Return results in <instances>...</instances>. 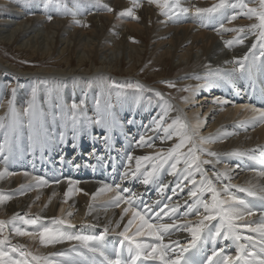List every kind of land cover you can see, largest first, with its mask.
<instances>
[{"label":"bare ground","instance_id":"bare-ground-1","mask_svg":"<svg viewBox=\"0 0 264 264\" xmlns=\"http://www.w3.org/2000/svg\"><path fill=\"white\" fill-rule=\"evenodd\" d=\"M21 1L10 0L12 7L16 8L15 11L3 13V18L0 20V43L15 47L19 52H23L31 58L43 56L50 63L43 62L39 65L40 69L36 68V72L24 73L14 65L8 64L9 62L5 63L3 61L5 58L0 54V116L8 114L10 100L14 99L17 110L27 107V103L32 98V90L35 88L37 104L57 113L61 111L62 107L66 111L67 107L65 106H70L73 102L80 104L83 101V109L86 114L95 117L98 99L101 103V110L111 104L116 125L111 130L93 125L73 139L69 124L67 129H57V131L65 132L63 143L57 140L47 150L33 149L29 146L27 138H23L14 150V159L6 165L8 171L14 175L0 180V191L13 197L4 204H0V220L7 221L16 214L20 216L39 214L46 218L45 224H50L52 218L59 217L75 225L74 228L66 229L74 234H99L109 220L113 221V224L119 220L124 205H121V208L113 206L110 208V204L107 203L109 195L101 194L95 199L93 198V194L100 187L88 184L87 181L69 184L70 178H58L56 170L59 165L60 170L64 169L75 177L80 175V178L89 179L86 176L89 173L86 170L89 165L83 163H89L86 151L90 150L92 152L90 157L96 161L106 160L110 164L116 162L114 168L117 164H122L125 168L128 164V151H131L135 157L167 151L172 147L175 138L173 141H166L164 146H156L157 150L155 151H150V147L137 146L141 135H144L146 140L147 137H151L147 143L152 145L156 141H163V132L151 130L154 127L153 118L161 113V101L149 92L135 90L128 92V90L110 87L113 82L116 84L132 83L110 76L112 71L118 69L119 64L123 65L124 59L129 60L127 69H132L135 62H142L148 57L153 58L156 65L161 67L163 64L173 63L174 71L180 72L181 76L175 78V87L172 90L179 89L181 92H186L183 89L187 86L195 89L197 84L204 83L203 79L198 80L195 77H206L209 73L219 71L225 74L230 81L227 83V87L230 89L225 92L232 97L234 104L240 100L241 103H248V106H252L250 101L254 100L253 107L262 105L264 72L256 73L249 79L238 71H233L236 65L225 63V61H232L234 58H241L247 54L251 45L255 43V37L249 35L244 44L226 47L225 41L235 39L238 34L222 30L218 34L219 23L213 22L203 26L200 18L195 15L196 7H210L215 3V0H180L183 7L191 10L189 14L181 16L180 22L168 20L167 17L162 16L159 8L155 4H149L148 0H138L141 7L135 8L134 11L135 16L139 19L119 17L118 15L113 18V14L108 13L109 11L103 7V3L94 0H86L88 2L83 3L57 0L58 3L55 4L47 2L48 0ZM91 1L92 3H90ZM117 1V4L114 3V5H118L120 8L131 6L127 2L128 0ZM131 1L133 4V0ZM245 2L251 4L256 3V0H245ZM77 3L83 4L80 6L82 14L76 17L81 21L79 25L73 22L72 15L67 14V11L74 10L73 6ZM62 5H67V11ZM90 5H94V7L89 8ZM107 6L112 8L110 4ZM85 10L88 11L84 12ZM234 12L239 13L240 9L229 10L228 15L230 16ZM49 15L52 17L51 20L48 19ZM67 16L71 18H66ZM26 17L32 18L31 21L22 22L23 19L26 20ZM129 20L132 21L129 22ZM254 22L255 20H249L246 16L238 15L237 19L231 23L225 20L224 26L225 28H246ZM88 23L90 24L89 31L86 30V27H89ZM136 34H141V38ZM145 34L149 38L151 37L150 41L149 39L148 42L144 41L142 37ZM134 35L137 41H134ZM256 55L259 56V49L256 50ZM74 63H77V66ZM12 81L16 85L14 97L12 91L7 87ZM19 82L23 84L19 85ZM47 82H50L51 88L54 90L52 94ZM216 83L212 87L200 89L195 94L191 90L188 91L190 93L188 102L182 101L183 95H177L178 100L175 101L167 100L175 109L170 115L173 117L178 114L183 116L189 125H196L199 122L202 125L198 128L201 136L211 135L217 139L216 143L205 145L210 151L221 154V163L213 171H227L228 176L231 177L230 181L222 177L221 182L217 183V187L220 188L223 184L230 182L237 186L231 189L232 192L251 200V197H246L245 193L239 192L238 187H246L250 182L264 183V177L258 175L260 171H264V166L262 167L259 160L249 159L248 155L227 156L224 154L239 150L258 158L264 156V152L260 150L264 148V125L253 127L244 123L251 115L245 109V105L234 108L228 104L214 103L215 90H221V87L217 85L220 86L222 82L217 81ZM118 93H120L119 96ZM3 143L4 135L3 132H0V144ZM94 145L96 146L94 147ZM250 150H255V152H250ZM110 152H113L110 158L103 157ZM202 158L207 159L208 157L205 155ZM61 161L68 165V168L61 166ZM73 164L75 169H73ZM95 164L97 162L93 163V165ZM132 166H135L134 160ZM178 167L182 168L183 165H178ZM205 168H211V166L206 165ZM25 173L29 175L25 176ZM104 173H97L100 177L99 180L103 179ZM208 175L211 177L212 172L209 171ZM32 177H42L43 179L48 177L51 183H56V181L59 183L58 185L41 186L37 185ZM167 179L175 182V185L181 180L178 176L168 174ZM195 179L198 181L200 175L197 174ZM213 179L215 182L214 177ZM183 183L186 185L183 192L177 190L174 194L172 191L165 190L170 197H175L172 198L175 202L182 205L188 189L191 188L188 181H183ZM29 184L34 187L28 188ZM61 184L63 185L60 186ZM21 185L25 186L23 194H21ZM129 186L136 191L148 188V185L145 186L138 180H130ZM70 188L72 191H69ZM209 195L205 194V198L207 199ZM37 196H39V200L36 199ZM254 203L259 209L260 201L256 200ZM180 210L184 211L185 209L182 207ZM68 213L71 215L69 216ZM188 219L194 220L195 217L190 216ZM249 219L259 223V212L257 211V214ZM126 220L127 217L125 222ZM164 221L170 222L168 218ZM90 224H96L97 227L90 228L88 227ZM21 226L29 231L34 230L32 226ZM10 231L11 225H8L4 235H9ZM243 234L257 236V234L247 231H244ZM10 238L13 244L25 245L23 250L49 257L52 252L64 251L71 244L76 243L65 242L44 247L40 245L38 238L36 240L17 236ZM188 238L187 233H176L172 237L173 240H179L180 243H186ZM107 239L109 242L115 243L119 237L110 235ZM165 242H167V238ZM240 243H246V241L242 240ZM213 248L223 249L224 254L232 256H235L237 251L236 243L232 240H218ZM29 259L31 258L29 257Z\"/></svg>","mask_w":264,"mask_h":264},{"label":"snow or ice","instance_id":"snow-or-ice-1","mask_svg":"<svg viewBox=\"0 0 264 264\" xmlns=\"http://www.w3.org/2000/svg\"><path fill=\"white\" fill-rule=\"evenodd\" d=\"M149 4H155L162 16L168 20L180 22L181 16L189 14L191 11L183 7L180 0H148ZM67 11V5H62ZM107 11L113 9L107 5L103 6ZM141 7L138 0H133L132 7L120 11L119 17L135 16L134 9ZM240 9L239 13L228 15L229 10ZM74 10L67 11L72 15L73 22L81 24L76 19L80 14V5L73 6ZM195 15L200 18L203 26L210 23H219V31H233L238 35L233 40L225 41L226 47L236 44H244L249 35L255 37V43L251 45L249 52L241 58H234L232 61L236 67L234 72H239L249 79L254 74L264 72V0H256V6H250L245 0H218L206 8H195ZM238 15L246 16L249 20H255L246 28H225L224 21L228 23L237 19ZM48 19L52 17L49 15ZM163 22V21H162ZM86 26V25H82ZM259 49V56L256 50ZM203 79V84H197L195 89L187 86L183 91H199L200 89L212 87L217 81L229 83L227 76L220 73H209L206 77H195ZM169 88H174L175 84L170 81H163ZM110 87L124 89H133L137 92L154 91L145 89V86L136 83L116 84L113 82ZM13 97L15 89L12 90ZM37 90L33 88L32 98L27 103V107L17 110L14 99L9 101V112L5 116H0V132H3L4 143L0 144V180L7 176L14 175L8 171L6 165L14 159V150L18 143L27 138L29 146L33 149L39 148L47 150L53 146L57 140L63 143L65 139L64 131L57 129H67L69 124L73 139L81 133L86 132L91 126L96 125L104 129L111 130L116 125L115 117L111 111L112 105L108 104L104 110H101V103L96 101V115L90 117L83 109V101L80 104L73 102L67 107H62L59 113L38 105L36 102ZM50 95V91H49ZM118 96L120 93L117 94ZM154 95L161 101V113L153 118L152 131L163 132L162 140L175 142L167 151H159L152 155L133 156L127 155L128 164L125 170L120 174V181L138 180L143 185H156L157 192L161 197L169 202L162 203L158 199L152 204L144 203L139 193L132 192L131 189L122 187L121 183L108 184L102 186L93 194L96 196L111 193L108 204L115 208H121L119 220H109L103 226L99 234H74L67 231V228H74L75 225L70 221L54 217L50 224H45L46 218L39 214L34 216L13 215L9 220H0V264H264V183L250 182L246 187H238V191L245 193L247 198H242L232 192L233 187L230 182L223 184L218 188L217 183L221 178L231 177L228 172H217L213 169L221 163V154L210 151L205 145L217 142V139L209 135L207 137L199 134L198 128L202 125L198 122L196 125H189L186 119L181 115L175 117L170 114L175 111L174 107L164 98L159 91H154ZM185 102L189 97H182ZM214 103L226 105L229 103L226 99L217 98ZM251 113L244 122L253 127L264 125V109L244 106ZM171 122H168V121ZM108 139V137H105ZM151 137H147L150 140ZM146 137L141 135L137 141L139 147H153L147 143ZM184 149H187L186 151ZM264 152V148L260 149ZM255 152V150H250ZM207 156V159L202 157ZM227 156H245L249 159L259 160L264 164V156L256 157L249 153L234 150L225 153ZM135 166L132 167V161ZM183 165L182 168L178 165ZM211 168H205V166ZM167 166V168H166ZM78 167V166H77ZM167 171L170 176H178L180 182L175 185L172 192L177 190L184 191L186 185L183 181H188L191 188L188 189L183 205L179 202H173L172 197H164L165 190L169 185L163 178V173ZM212 172V176L208 172ZM199 174L197 181L195 176ZM28 176V173L24 174ZM264 177V171L258 173ZM215 178V182L214 179ZM37 185H47L48 181L42 177H32ZM69 184L73 181L69 180ZM59 183V181H56ZM28 188L34 187L29 184ZM24 185H21V194H23ZM69 191H72L70 188ZM127 194V195H125ZM205 194H210L205 198ZM68 195L67 193L65 194ZM13 197L0 191V204L11 200ZM39 200V196L36 198ZM260 201V207L257 209L254 201ZM140 201V203H137ZM47 207V205H45ZM184 207V211L180 209ZM63 211V209H62ZM259 212V223L249 219ZM151 214V215H149ZM70 216L71 213H68ZM194 216L195 219H188ZM127 220L125 222V218ZM164 217L168 221H164ZM19 222V223H17ZM215 222V223H214ZM123 224V227H121ZM8 225H11L9 235H4ZM21 225L32 226L34 230H26ZM90 228L97 227L96 224L88 225ZM244 231L257 234L256 237L244 235ZM176 233H187L186 243H180L179 240H173ZM115 235L119 240L115 243L109 242L107 237ZM12 236L29 237L32 240L39 239L41 246L62 244L65 242H76L71 244L64 251L52 252L50 257L39 254H33L25 249L23 244H13ZM167 238V242L166 241ZM218 240H232L236 243V255H226L223 249L213 248L211 254H208L207 245H216ZM246 243H240V241ZM15 254V255H14ZM29 257L31 259H29Z\"/></svg>","mask_w":264,"mask_h":264},{"label":"rangeland","instance_id":"rangeland-1","mask_svg":"<svg viewBox=\"0 0 264 264\" xmlns=\"http://www.w3.org/2000/svg\"><path fill=\"white\" fill-rule=\"evenodd\" d=\"M16 1H21V0H16ZM66 2H72V1H80L81 3L83 2H88L86 0H65ZM94 1H98L103 3L104 5H111L113 11L112 12H108L110 13L113 18H115L117 16V14L124 10L127 9L126 8H120V6H116L114 5L117 4V0L116 2H114V0H94ZM128 0V4L130 3V5L132 6V1ZM21 2H24V0H22ZM47 2H51V3H58L57 0H48ZM108 2V3H107ZM218 2V0H215V3ZM3 3V4H2ZM92 3V1L90 2ZM17 6L21 7V5L16 4ZM80 6H83V4H81ZM129 6V7H131ZM250 6H256V3H251ZM94 7V5H90L89 8ZM16 8L12 7V3H10V0H0V20L3 18V13L6 11H15ZM122 9V10H121ZM142 10V9H141ZM88 10H85L84 12H86ZM135 13V11H134ZM116 15V16H115ZM38 16V15H36ZM72 17V16H71ZM69 16H67L66 18H71ZM32 18L30 17H26V20L23 19L22 22H30ZM130 19V18H129ZM132 20H129V22ZM51 23V22H49ZM89 27H86V30L89 31L90 28V24L88 23ZM137 37L141 38V34H136ZM134 35V41H137L136 37ZM144 41L148 42V39L150 41L151 37L149 38L147 34L144 35ZM11 46H6V44H2L0 43V54L5 58L3 61L5 63L14 65L15 68H17L18 70L24 72V73H32V72H36V68L40 69L39 65H41V63L43 62H47L50 63L49 61L45 60V57L43 56H35V57H29L26 56L23 52H19L15 47H11ZM99 64V62H98ZM75 66H77V63H74ZM122 66V67H121ZM129 66V60L124 59L123 60V65H118V69L112 71V74L110 73L111 78L114 79H122L121 81H131L132 83H136L139 82L140 84L145 86V89H152L154 91H159L164 95V98L166 100H170V101H175L178 100L177 99V95H183V97H189V92H181L179 89H176V91L172 90L173 88H169L167 86V84L163 83V81H170L172 83L175 84V78H177V76H181L178 71H174L175 66H173V63H168V64H163L162 67L156 65V62H154V59L151 57H148L146 60L142 61V62H135L133 64V68L132 69H127ZM126 69V70H125ZM24 70V71H23ZM115 74V75H113ZM132 75V76H131ZM139 80V81H138ZM23 83L19 82V85H22ZM15 82L12 81L10 84L7 85L8 90L12 91L13 89H16L15 87ZM47 86L48 88L51 90V94L54 92V90L51 88V84L50 82H47ZM49 90V91H50ZM124 90H128V92L133 91V89H124ZM154 91H144V92H149L152 93L154 95ZM155 96V95H154ZM158 98V97H157ZM228 98V97H227ZM229 101V103H233L232 99H227ZM159 99V98H158ZM172 99V100H171ZM7 101V100H6ZM184 101V100H182ZM229 105V104H228Z\"/></svg>","mask_w":264,"mask_h":264}]
</instances>
